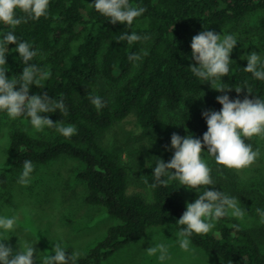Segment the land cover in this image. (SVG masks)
Wrapping results in <instances>:
<instances>
[{
    "label": "trees",
    "instance_id": "obj_1",
    "mask_svg": "<svg viewBox=\"0 0 264 264\" xmlns=\"http://www.w3.org/2000/svg\"><path fill=\"white\" fill-rule=\"evenodd\" d=\"M94 2L50 0L47 18L28 20L14 30L18 40L29 42L43 56L29 63H36L40 73L50 74L42 81L43 88L32 85L29 94L47 92L53 100L63 99L66 105V115L59 110L41 115L75 125L78 131L65 138L61 134L40 137L13 129L12 166L23 168L25 160L46 163L61 155L82 160L85 166L78 176L87 186L85 201L104 206L119 220L75 264H102L153 226L172 224L179 231L185 227L177 221L187 203L195 202L198 196L187 200L177 180L151 187L156 183L153 169L157 159L147 158L135 131H151L176 121L184 136L191 134L202 140L208 130L202 113L220 111L222 105L216 97L224 93L218 91L205 99L197 111L190 107V98H198L208 89V82L191 72L187 59L192 53L193 36L204 30L215 32L257 10H262L258 31L264 35V0H129L130 5L146 9L131 28L120 22L112 24L94 8ZM10 30L0 22V41ZM132 32L150 39L133 45L118 41L119 36ZM6 47V75L19 79L24 65L16 45ZM142 49L148 55L134 68L128 55L141 53ZM247 64V59L231 60L228 76L222 78L221 82L231 87L227 94L232 100H243L246 95L250 99L264 98V80L246 72ZM235 87L244 88L237 93ZM246 87L251 88V94ZM89 94L100 96L106 106L97 111ZM5 113L0 111V123ZM117 127L122 129V138L107 142L109 133ZM206 150L207 146L201 155L210 160L212 175L218 177V164ZM2 182L7 185L5 174ZM134 183H144L149 194L131 191ZM190 239L221 257L224 264H264L262 236L235 218L223 217L209 233H194ZM65 251L68 256L75 252L71 247Z\"/></svg>",
    "mask_w": 264,
    "mask_h": 264
},
{
    "label": "clouds",
    "instance_id": "obj_2",
    "mask_svg": "<svg viewBox=\"0 0 264 264\" xmlns=\"http://www.w3.org/2000/svg\"><path fill=\"white\" fill-rule=\"evenodd\" d=\"M49 2L50 0H0V22L12 29L4 34L3 40L0 41V111L6 112L8 118L13 120L20 117L30 118V124L35 132H43L46 127L55 128L56 132L65 138H71L78 131L75 125L54 123L48 116L41 115L57 110L66 115L63 99L53 100L47 92L43 95L29 94L32 85L43 88L42 81L50 74L40 73L36 63H29L35 61L38 56L43 59V56L38 50H34L29 42L18 40L14 33L15 28L21 23L38 20L41 17L47 18ZM94 8L112 24L120 22L129 28L132 27L133 21L146 11L143 7L130 5L129 0H95ZM149 39V36H140L135 32L118 37V41L126 40L129 45L146 42ZM237 41L231 34L225 35L210 30L201 31L193 36L192 59L196 63L190 65L191 72L201 81L210 82L213 89L224 93L216 97L222 108L220 111H203L208 130L203 134L202 140L191 134L182 137L174 132L171 136V148L175 149L173 157L167 163L157 158L153 169L156 183L151 187L154 188L157 184L167 186L170 181L178 180L180 186H187L189 190L201 193L195 202L187 203L186 211L177 221L179 225L185 226L176 233L179 246L185 252L194 251L190 247L189 239L194 233L197 235L209 233L215 222L223 217L243 221L246 215V210L240 207L236 197L208 188L209 185L215 186V183L210 174L211 169L201 155L207 146V153L215 158L218 165L241 170L250 167L260 154L259 150L254 151L252 145L247 144L242 137L251 139L259 136L264 139V99L259 97L250 99L246 95L243 100L239 98L232 100L227 94L231 87L221 82L223 77L228 76L230 53ZM9 44L16 45L15 51L19 53L24 65L19 79L6 75L8 68L5 53ZM147 55V50L142 49L141 53H130L128 60L135 68L139 66L138 62L142 57ZM241 58L248 60L247 67L244 68L246 72L252 73L256 79L264 80V62L261 61L259 54L253 51ZM243 88L235 87V91L241 93ZM246 88L251 94V88ZM88 99L97 111L106 106V102L98 95L89 94ZM173 169L175 171H172ZM33 171V163L25 160L18 182L24 186L29 185ZM256 212L260 217V223L264 224V210L257 208ZM15 228V217L0 216V264H35L37 259L41 264H69V261L75 264L82 255L80 252H74L68 256L60 242L54 245V255H44L42 258L34 257L37 251L34 245L21 243L20 240L18 249L14 251L11 245L4 241L10 240ZM147 253L150 256H157L158 253L157 259L161 264L170 259L168 247L163 243L148 247Z\"/></svg>",
    "mask_w": 264,
    "mask_h": 264
},
{
    "label": "rangeland",
    "instance_id": "obj_3",
    "mask_svg": "<svg viewBox=\"0 0 264 264\" xmlns=\"http://www.w3.org/2000/svg\"><path fill=\"white\" fill-rule=\"evenodd\" d=\"M261 14L262 10H257L238 22H229L215 29L216 33L231 34L238 40L230 53V60L250 55L253 51L260 58L264 57V35L258 31ZM187 59L191 65L196 63L192 59V53ZM216 92L218 91L208 82L206 94L198 98L191 97L190 107L197 111L201 103ZM173 115L176 118L177 114ZM49 118L54 123L59 122L56 118ZM177 126L175 121L166 126L161 124L151 131H135L139 137L137 142L144 148L147 158H161L166 163L171 160L175 152L171 148L172 134L175 132L184 136ZM15 128L40 137L59 134L55 128L47 127L43 132H35L30 119L20 117L13 120L8 118L7 113L3 115L0 123V216L16 218L15 231L11 233L10 240L4 243L10 244L16 251L19 240L21 243L27 242L37 250L34 257L41 258L55 254L53 248L56 242H60L65 248L71 247L75 252L86 253L105 236L112 224L119 221L118 218L109 214L104 206L91 205L85 201L87 186L78 176L85 164L78 158L61 155L46 163H35L31 183L27 186L20 184L18 180L23 168H15L11 164L10 132ZM121 138L122 129L117 127L109 133L107 142ZM242 138L252 145L254 151L259 150L256 161L241 170L218 165L220 176L214 177L213 165L208 158L202 157L211 169L210 174L215 183V186L209 185L208 188L223 191L238 199L240 207L246 210L243 222L262 236L264 246V224L260 223L256 212L257 208L264 210V139L259 136ZM3 174L6 176V186L2 182ZM136 190L145 194L150 192L144 183H134L131 191ZM182 190L187 200L201 194L189 190L187 186H182ZM178 232L172 224L153 226L142 238L116 250L102 264H161L157 259L158 253L157 256L147 253L148 247L160 243L168 247L170 256L164 264H224L221 257L196 246L192 241L190 247L194 251L181 250L176 235ZM35 264H41L40 260L37 259Z\"/></svg>",
    "mask_w": 264,
    "mask_h": 264
}]
</instances>
